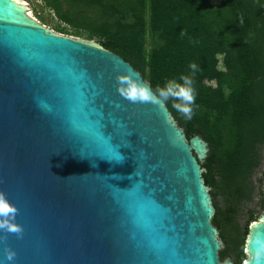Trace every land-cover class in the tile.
I'll return each instance as SVG.
<instances>
[{
  "label": "water",
  "instance_id": "obj_1",
  "mask_svg": "<svg viewBox=\"0 0 264 264\" xmlns=\"http://www.w3.org/2000/svg\"><path fill=\"white\" fill-rule=\"evenodd\" d=\"M128 80L152 91L121 57L0 0V197L22 228L0 233L5 264H222L207 143L165 103L129 99ZM249 230L247 264H264V217Z\"/></svg>",
  "mask_w": 264,
  "mask_h": 264
},
{
  "label": "trees",
  "instance_id": "obj_2",
  "mask_svg": "<svg viewBox=\"0 0 264 264\" xmlns=\"http://www.w3.org/2000/svg\"><path fill=\"white\" fill-rule=\"evenodd\" d=\"M67 28L66 36L96 40L121 57L155 93L190 76L191 118L164 102L186 138L208 146L201 163L205 186L229 207L215 205L212 225L235 264L246 260L245 235L233 226L235 209L252 200V178L264 148V0H36ZM195 65V69L189 67ZM222 65V69H220ZM250 216L249 222H257Z\"/></svg>",
  "mask_w": 264,
  "mask_h": 264
},
{
  "label": "rangeland",
  "instance_id": "obj_3",
  "mask_svg": "<svg viewBox=\"0 0 264 264\" xmlns=\"http://www.w3.org/2000/svg\"><path fill=\"white\" fill-rule=\"evenodd\" d=\"M25 4H27L32 13V17L42 24L43 27L56 32V27H61V28H67L64 24H62L56 17L55 15L49 11L42 2L36 1V0H22ZM214 3L218 4L220 0H213ZM57 33V32H56ZM59 34V33H58ZM62 36L75 39L78 41H83L92 45H97L96 40H88L86 37H75V36H66L63 34H60ZM220 69H222V65H220ZM195 157L197 158L196 154ZM204 160L198 161L200 166L201 163ZM252 188H253V196L252 200L242 204L240 207L235 209V213L233 216V226L237 227L242 235H245L244 239L245 241V251L244 253L246 254V260L243 261V264H247L249 261V255H248V250H247V245L248 241L250 238V227L252 223L249 222L250 216H257V222H261V220L264 217V148L262 149V162L260 168L256 171L252 178ZM208 193L210 195V190L208 189ZM211 198V203L212 206L214 207L215 210V205H217V208L221 212H224L228 207L229 203L227 202V199L224 195L221 193H217L215 198ZM218 231V230H217ZM218 241L220 242V251L223 250L226 246L224 244V241L220 237V232L218 231V236H217ZM232 263L235 264V258L233 256H230V258L222 263Z\"/></svg>",
  "mask_w": 264,
  "mask_h": 264
},
{
  "label": "clouds",
  "instance_id": "obj_4",
  "mask_svg": "<svg viewBox=\"0 0 264 264\" xmlns=\"http://www.w3.org/2000/svg\"><path fill=\"white\" fill-rule=\"evenodd\" d=\"M189 67L193 70L195 69L194 64H190ZM125 83L129 99L152 102L157 105L171 100L173 101L172 106L176 111L187 118H191L192 105L195 102V89L190 76L182 75L178 81L169 80L163 87H158L155 93L148 88H144L138 81L128 80ZM15 216V208L7 202L6 198L0 197V218H4L7 221L6 223H0V233H15L17 236L22 233L21 227L14 226ZM0 241H3V236H0ZM15 255L14 250L6 249L3 258L0 259V264H5V261H13Z\"/></svg>",
  "mask_w": 264,
  "mask_h": 264
}]
</instances>
